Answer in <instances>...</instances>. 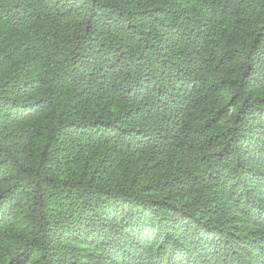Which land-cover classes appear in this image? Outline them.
<instances>
[{
    "label": "trees",
    "instance_id": "16d2710c",
    "mask_svg": "<svg viewBox=\"0 0 264 264\" xmlns=\"http://www.w3.org/2000/svg\"><path fill=\"white\" fill-rule=\"evenodd\" d=\"M0 264H264V0H0Z\"/></svg>",
    "mask_w": 264,
    "mask_h": 264
}]
</instances>
